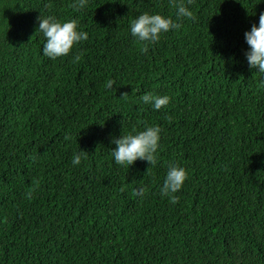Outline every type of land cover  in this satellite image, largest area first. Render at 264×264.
Masks as SVG:
<instances>
[{
    "label": "trees",
    "instance_id": "trees-1",
    "mask_svg": "<svg viewBox=\"0 0 264 264\" xmlns=\"http://www.w3.org/2000/svg\"><path fill=\"white\" fill-rule=\"evenodd\" d=\"M70 2L0 0V264H264V73L245 56L264 0H183L195 19L147 53L131 21L176 20L173 0ZM41 13L88 40L43 55ZM147 125L158 163L117 164L112 138ZM172 165L188 171L176 203L161 193Z\"/></svg>",
    "mask_w": 264,
    "mask_h": 264
},
{
    "label": "clouds",
    "instance_id": "clouds-1",
    "mask_svg": "<svg viewBox=\"0 0 264 264\" xmlns=\"http://www.w3.org/2000/svg\"><path fill=\"white\" fill-rule=\"evenodd\" d=\"M177 8V19L165 16L161 13H150L145 11L132 19L130 32L139 42H144L143 51L148 52L149 46L161 39L162 33L171 29H179V19L188 17L195 19L193 11L186 6L183 0H173ZM191 3V0H189ZM88 0H71L70 7L76 11L85 9ZM37 32L43 34L42 52L43 55L56 59L72 53L74 47L81 42L88 40L89 33L79 24L77 18L61 20L55 16H44L42 13L38 17ZM245 39L248 49L245 52L246 59L251 69L264 73V13L259 15V23L253 24L249 31L245 32ZM82 53L73 56V62L81 59ZM115 81L108 80L106 87L112 88ZM128 94L125 93L124 96ZM143 103L151 105L159 110L170 102L168 95L154 94L146 92L141 97ZM161 141V128L159 125H147L143 130L125 133L119 137H113L112 143L116 146L112 148L115 162L121 165H134L138 160L148 161L151 166L158 163V149ZM89 152L80 149L75 151L72 157L73 165H80L82 159H86ZM188 171L185 167L172 165L169 167L163 184L161 193L170 197L171 203H176L179 192L185 184ZM147 189L140 186L136 189V195L143 196ZM29 195H31L29 193Z\"/></svg>",
    "mask_w": 264,
    "mask_h": 264
}]
</instances>
